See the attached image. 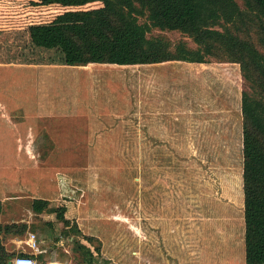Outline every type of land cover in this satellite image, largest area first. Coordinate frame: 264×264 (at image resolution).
I'll list each match as a JSON object with an SVG mask.
<instances>
[{
	"label": "rangeland",
	"instance_id": "374dc122",
	"mask_svg": "<svg viewBox=\"0 0 264 264\" xmlns=\"http://www.w3.org/2000/svg\"><path fill=\"white\" fill-rule=\"evenodd\" d=\"M239 6L0 0V224L15 232L3 235L8 248L10 238L33 234L41 264H85L80 244L93 264H244ZM146 65L168 78L167 89L148 97L130 144L124 113L93 104L92 78L129 102L127 87L105 73ZM60 205L81 233L62 232L49 211Z\"/></svg>",
	"mask_w": 264,
	"mask_h": 264
},
{
	"label": "trees",
	"instance_id": "16d2710c",
	"mask_svg": "<svg viewBox=\"0 0 264 264\" xmlns=\"http://www.w3.org/2000/svg\"><path fill=\"white\" fill-rule=\"evenodd\" d=\"M239 2L238 66L243 80L239 103L243 255L244 264H264V0H239ZM0 68L4 67L0 66ZM112 70V72L106 71L105 78L110 81L118 79L124 84L127 87L130 101L117 100L109 92L107 86L100 85V83L103 85L105 83L102 80L98 83L97 78L94 77L92 78V80L95 79L94 86H92V91L95 92L93 104L100 107L102 102L106 101L113 111L124 113V118L129 121L123 126L125 130L122 140L134 144L138 113H141L140 119L145 117L143 115H147L148 97L155 98V100L163 97L168 78L147 65L112 68ZM151 80L153 83H150ZM169 83L171 82L169 81ZM183 86L182 81L173 86L175 87L173 97L177 102H180L178 91L183 89ZM138 97H143L142 101H139ZM185 98L187 99V97ZM143 129L147 131L148 127L143 126ZM40 211V208H37L35 212L39 213ZM49 211L54 213L56 220L63 224L62 232L64 234L68 233L70 236L71 233H81L76 222L65 216V205L51 208ZM30 229H34L32 223ZM79 249L85 264H93L95 258L91 250L83 244L79 245ZM96 250L98 251L99 247H96Z\"/></svg>",
	"mask_w": 264,
	"mask_h": 264
},
{
	"label": "crops",
	"instance_id": "0c3cea01",
	"mask_svg": "<svg viewBox=\"0 0 264 264\" xmlns=\"http://www.w3.org/2000/svg\"><path fill=\"white\" fill-rule=\"evenodd\" d=\"M11 67V66H9ZM35 67V66H33ZM1 212V211H0ZM0 215H2L0 213ZM17 235H24L26 232V224H21V227L17 229ZM7 233L11 234V233H15L14 229L9 230L5 227H3L0 224V264H7L12 258L13 256L16 257L18 255H32L38 257L39 254L37 255L38 252L32 250L31 252L28 250V248L25 246L28 245L29 242V238L27 239H22V237L18 240H13L14 238H10V241H14V243H16L13 248H8L5 241H4V236L3 235H7ZM30 248V247H29ZM31 249V248H30Z\"/></svg>",
	"mask_w": 264,
	"mask_h": 264
},
{
	"label": "built area",
	"instance_id": "2783aa9c",
	"mask_svg": "<svg viewBox=\"0 0 264 264\" xmlns=\"http://www.w3.org/2000/svg\"><path fill=\"white\" fill-rule=\"evenodd\" d=\"M28 245L31 249L35 250L37 243L33 234L29 237ZM11 264H41L37 261L35 256L32 255H18L10 260Z\"/></svg>",
	"mask_w": 264,
	"mask_h": 264
},
{
	"label": "water",
	"instance_id": "95a60500",
	"mask_svg": "<svg viewBox=\"0 0 264 264\" xmlns=\"http://www.w3.org/2000/svg\"><path fill=\"white\" fill-rule=\"evenodd\" d=\"M7 264H11V262L9 261Z\"/></svg>",
	"mask_w": 264,
	"mask_h": 264
}]
</instances>
